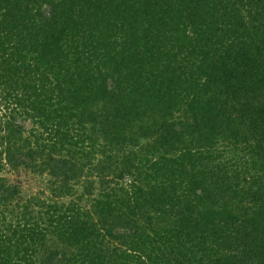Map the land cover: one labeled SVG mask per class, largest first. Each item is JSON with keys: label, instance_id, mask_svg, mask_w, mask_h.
I'll use <instances>...</instances> for the list:
<instances>
[{"label": "trees", "instance_id": "obj_1", "mask_svg": "<svg viewBox=\"0 0 264 264\" xmlns=\"http://www.w3.org/2000/svg\"><path fill=\"white\" fill-rule=\"evenodd\" d=\"M0 264H264V0H0Z\"/></svg>", "mask_w": 264, "mask_h": 264}, {"label": "rangeland", "instance_id": "obj_2", "mask_svg": "<svg viewBox=\"0 0 264 264\" xmlns=\"http://www.w3.org/2000/svg\"><path fill=\"white\" fill-rule=\"evenodd\" d=\"M28 127L30 126L29 122L25 123ZM9 182H13L21 190L23 196H39L40 198L44 196H49V191L47 189V180L48 178L45 175H37L31 173L30 171L24 170L22 168L17 170L6 171L4 174Z\"/></svg>", "mask_w": 264, "mask_h": 264}]
</instances>
